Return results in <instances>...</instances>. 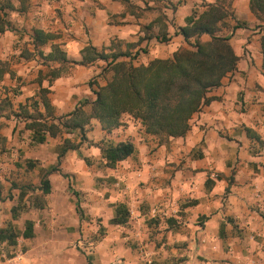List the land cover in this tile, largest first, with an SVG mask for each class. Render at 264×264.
I'll return each instance as SVG.
<instances>
[{
    "label": "crops",
    "instance_id": "0c3cea01",
    "mask_svg": "<svg viewBox=\"0 0 264 264\" xmlns=\"http://www.w3.org/2000/svg\"><path fill=\"white\" fill-rule=\"evenodd\" d=\"M229 1L234 19L224 37L236 68L207 94L184 137L161 141L140 122L106 132L91 119L86 140L62 130L39 144L26 125L69 121L94 100L88 81L102 60L81 64L85 48L140 54L143 65L170 59L187 48L178 34L185 19L215 0H0V103L10 104L0 113V231L12 228L25 247L18 264H264V22L249 0ZM159 35L168 40L162 47ZM68 43L82 46L81 59L69 56ZM125 142L132 155L107 166L101 148ZM66 144L77 149L59 157ZM91 147L102 157L94 170ZM71 152L89 177L71 171ZM54 166L44 194L42 176ZM120 207L128 218L113 223ZM27 223L32 235L24 238Z\"/></svg>",
    "mask_w": 264,
    "mask_h": 264
},
{
    "label": "trees",
    "instance_id": "16d2710c",
    "mask_svg": "<svg viewBox=\"0 0 264 264\" xmlns=\"http://www.w3.org/2000/svg\"><path fill=\"white\" fill-rule=\"evenodd\" d=\"M249 10L258 21H264V0H249ZM226 11L221 1L215 0V3L206 5L202 13H193L186 18V26L180 28L178 34L184 39L187 48H179L170 59H154L146 65L134 66L131 62L118 61L126 57L125 53L105 55L97 53L92 47L85 48L81 64L90 60L107 62L111 67V80L105 86L92 90L94 100L81 103L70 114L71 120L66 121L62 117L57 124L34 121L26 125V128L33 131L34 140L39 144L45 141L47 133L54 137L62 130H78L83 135L82 140H86L83 134L84 123L94 119L99 122L102 130L110 132L120 126L123 115H128L139 120L146 134L161 141L184 137L190 130L192 117L210 103L207 94L218 88L222 79L236 68L238 58L228 42L229 37L219 35L220 25L227 17ZM3 27L4 24L0 22V32L5 30ZM34 35L35 41H43L42 32L35 31ZM203 35L209 36L210 40L202 42L200 38ZM192 39L194 42L191 43ZM161 41L165 43L168 40L163 36ZM54 53L64 61V55L57 48H54ZM261 53L264 57V37L261 39ZM45 93L42 92V101L49 108ZM85 105L90 106L89 113L82 110ZM9 106L8 101L1 102L0 113ZM4 142L0 134V146ZM68 149L77 147L66 144L59 157ZM133 151L134 147L129 142L101 148L102 157L109 167L125 160ZM55 171L57 166L42 176L40 189L44 194L50 190L46 177ZM117 214L118 218L113 223L126 222L128 213L122 207ZM31 233L32 224L27 223L22 236L28 238ZM17 237L12 228L0 231V243L15 245Z\"/></svg>",
    "mask_w": 264,
    "mask_h": 264
},
{
    "label": "rangeland",
    "instance_id": "374dc122",
    "mask_svg": "<svg viewBox=\"0 0 264 264\" xmlns=\"http://www.w3.org/2000/svg\"><path fill=\"white\" fill-rule=\"evenodd\" d=\"M222 5L227 10L226 11L227 17L225 18L223 23L220 25L219 35L224 37V35H225L224 30L226 31L228 28H230L229 22H230V19H234V15L231 12V9L229 7L230 6L229 0L223 1ZM262 22H264V21H262ZM159 37L162 38L161 35H159ZM158 42H159L160 47H162L163 42L160 39L158 40ZM139 57H143V56H140V54H135L134 56H129V54H126V57H121L118 61L131 62L133 65H134V63H136L137 64L136 66L143 65V64H139V62L136 61V60H138ZM97 67L99 69L98 73L95 76H93L92 78H90L88 81V85H89V87L91 86L92 90H97L99 87L105 86L107 84V82L111 80V77H112L111 67H109L107 65V62L101 61L97 64ZM88 110L89 109H87V113H89ZM120 120H121L120 126L124 125L125 122H139V120L134 119L128 115H123ZM7 247L8 246L5 244L1 248L3 249V252L7 256V260H9V261H10L9 258L13 257L16 252H21L22 255H24V253H25V250H24L25 247L22 246L20 242H17L16 245L12 246L11 249H8Z\"/></svg>",
    "mask_w": 264,
    "mask_h": 264
},
{
    "label": "clouds",
    "instance_id": "9594fccd",
    "mask_svg": "<svg viewBox=\"0 0 264 264\" xmlns=\"http://www.w3.org/2000/svg\"><path fill=\"white\" fill-rule=\"evenodd\" d=\"M209 2H213V0H209ZM165 11H166L167 15L169 17H171L172 13L170 11H168L167 9ZM13 18H15V13H13ZM66 50L68 51L69 56L71 58H74L76 60H79V59L82 58L81 55H80V52L82 50V46L77 45L76 43H68L66 45ZM47 51L48 50H46V54H47ZM262 83H264V79H262ZM91 123L92 124H96L97 121L93 119L91 121ZM262 123H264V122H262ZM260 131H261V134H262V138H264V127H262L260 129ZM70 155H71L72 159L77 162V165H78L77 167L71 169V171L76 172L77 175L79 177H81V178L89 177L90 170L87 168L86 165H83L81 163V158H80L79 154L75 153V152H71ZM85 156L88 157V158L96 157V159L93 160V166H92L93 170L95 169L97 164L102 162V157L100 156V151H99V149H97L95 147L88 148L87 152L85 153ZM97 174L99 175V173H97ZM2 181H3V177L0 176V182H2ZM180 239H186V237H180ZM261 255L264 256V253H261ZM0 261H3L4 264H13L12 261L7 260V256L3 252L2 248H0Z\"/></svg>",
    "mask_w": 264,
    "mask_h": 264
},
{
    "label": "built area",
    "instance_id": "2783aa9c",
    "mask_svg": "<svg viewBox=\"0 0 264 264\" xmlns=\"http://www.w3.org/2000/svg\"><path fill=\"white\" fill-rule=\"evenodd\" d=\"M22 257H23V255H22L21 252H16V253L14 254V256L11 257V258H9V259H10V261L13 262V264H17V263H19V262L21 261ZM148 264H151V263L148 262Z\"/></svg>",
    "mask_w": 264,
    "mask_h": 264
}]
</instances>
